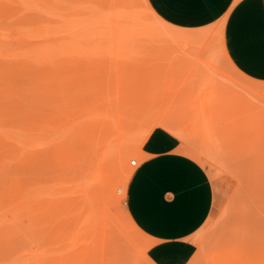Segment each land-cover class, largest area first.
Returning a JSON list of instances; mask_svg holds the SVG:
<instances>
[{"label": "rangeland", "instance_id": "1", "mask_svg": "<svg viewBox=\"0 0 264 264\" xmlns=\"http://www.w3.org/2000/svg\"><path fill=\"white\" fill-rule=\"evenodd\" d=\"M212 27L145 0H0V264H151L127 191L157 126L214 192L189 264H264V100L244 91L264 83L214 32L185 38Z\"/></svg>", "mask_w": 264, "mask_h": 264}, {"label": "crops", "instance_id": "2", "mask_svg": "<svg viewBox=\"0 0 264 264\" xmlns=\"http://www.w3.org/2000/svg\"><path fill=\"white\" fill-rule=\"evenodd\" d=\"M165 24L199 30L225 18L224 47L246 78L264 83V0H147ZM181 139L163 126L143 140L141 161L128 183L129 213L148 242L154 264H189L195 236L214 204L202 167L181 152ZM152 244V245H150Z\"/></svg>", "mask_w": 264, "mask_h": 264}, {"label": "bare ground", "instance_id": "3", "mask_svg": "<svg viewBox=\"0 0 264 264\" xmlns=\"http://www.w3.org/2000/svg\"><path fill=\"white\" fill-rule=\"evenodd\" d=\"M145 2L147 3L148 5V8L149 10L151 11V13L153 14L154 17L158 18V16L154 13V11L151 9V7L149 6L147 0H145ZM160 19V18H158ZM161 20V19H160ZM162 21V20H161ZM164 23V22H163ZM224 27H225V18L221 19L218 23H216L215 25H213L212 29H210V31H205L201 34H192V35H188L187 37H185L186 39H189L190 41H196V40H200V39H203L205 37L206 34H209L210 32H214L218 38L220 39V43H221V50L223 53V57H225V61L229 63V66H231L233 69H235L237 72H239L235 67L234 65L231 63L230 59L228 58L226 52H225V47H224ZM214 35V34H213ZM172 38V36H171ZM187 42V41H186ZM188 43V42H187ZM220 50V51H221ZM240 73V72H239ZM252 81V80H251ZM257 82V81H255ZM244 91L246 93H248L250 96H252L253 98H256V99H263L264 100V86H260V85H252L250 83H247L244 85ZM155 127H152L150 128L146 134L144 135L143 137V140L150 134V132L154 129ZM168 129V128H167ZM170 130V129H168ZM171 131V130H170ZM173 132V131H171ZM174 133V132H173ZM176 134V133H175ZM178 135V134H176ZM179 136V135H178ZM142 142V141H141ZM141 147V146H140ZM152 245V244H150ZM150 247V246H148ZM146 251V250H145ZM147 257V256H146ZM148 259V257H147ZM148 261L151 263V264H154L152 261H150L148 259Z\"/></svg>", "mask_w": 264, "mask_h": 264}, {"label": "built area", "instance_id": "4", "mask_svg": "<svg viewBox=\"0 0 264 264\" xmlns=\"http://www.w3.org/2000/svg\"><path fill=\"white\" fill-rule=\"evenodd\" d=\"M131 165H133V166H137V161H136V160H132V161H131Z\"/></svg>", "mask_w": 264, "mask_h": 264}]
</instances>
